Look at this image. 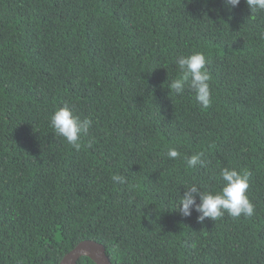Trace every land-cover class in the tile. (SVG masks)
<instances>
[{
	"label": "trees",
	"instance_id": "16d2710c",
	"mask_svg": "<svg viewBox=\"0 0 264 264\" xmlns=\"http://www.w3.org/2000/svg\"><path fill=\"white\" fill-rule=\"evenodd\" d=\"M195 52L211 76L206 108L169 88ZM64 106L91 120L79 151L50 126ZM196 153L203 165L188 168ZM222 168L250 173L254 214L182 216L191 186L197 204L222 190ZM85 241L110 264H264V11L0 0V264H59Z\"/></svg>",
	"mask_w": 264,
	"mask_h": 264
},
{
	"label": "clouds",
	"instance_id": "9594fccd",
	"mask_svg": "<svg viewBox=\"0 0 264 264\" xmlns=\"http://www.w3.org/2000/svg\"><path fill=\"white\" fill-rule=\"evenodd\" d=\"M241 0H225L226 5L235 8L240 4ZM245 3L251 10L264 11V0H245ZM207 58L202 52H195L188 56H180L177 59V66L180 76L173 79L169 88L176 94H182L185 86L195 93L198 103L206 108L211 103V76L206 68ZM50 126L54 129L55 135L63 137L68 144L75 150L79 151L82 147L81 138L88 134L91 126V120L80 119L74 114L73 110L64 106L54 111L50 118ZM91 147V144L88 145ZM180 152L175 148L167 152L170 159L180 157ZM203 153H196L186 159L188 168H195L196 165H203ZM248 172H238L235 169L222 168L219 172L220 179L224 182L222 190L212 195L204 192L200 195V203H196L193 193H198V188L193 185L184 196L179 199V211L184 217L191 216L195 210L200 215L198 221L203 222L205 218L216 220L221 218L225 212L233 218L241 215L251 217L254 214V205L250 202L246 195L249 189ZM114 182L123 184L126 178L121 175H113Z\"/></svg>",
	"mask_w": 264,
	"mask_h": 264
},
{
	"label": "water",
	"instance_id": "95a60500",
	"mask_svg": "<svg viewBox=\"0 0 264 264\" xmlns=\"http://www.w3.org/2000/svg\"><path fill=\"white\" fill-rule=\"evenodd\" d=\"M81 258H87L93 264H110L104 248L97 243L89 241L79 243L59 264H77Z\"/></svg>",
	"mask_w": 264,
	"mask_h": 264
}]
</instances>
